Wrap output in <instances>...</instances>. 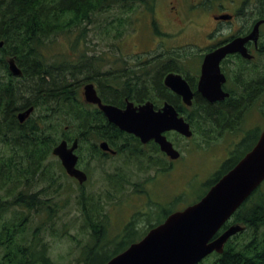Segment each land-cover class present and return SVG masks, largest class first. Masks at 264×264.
Instances as JSON below:
<instances>
[{
	"label": "trees",
	"instance_id": "trees-1",
	"mask_svg": "<svg viewBox=\"0 0 264 264\" xmlns=\"http://www.w3.org/2000/svg\"><path fill=\"white\" fill-rule=\"evenodd\" d=\"M155 3L156 0H0V41L4 43L0 47V264H69L55 262L47 240L48 234L60 236L56 225L61 204L55 198L60 186H64L59 173L64 174L65 170L60 162L57 167H61V171L55 170V163L49 159L61 140L71 143L78 139L81 163L86 159L83 153L87 157L104 156L97 146L102 141L132 159L145 158L146 163L151 162L149 153H142L138 137L122 131L108 121L97 105L86 102L81 92L85 82H96L103 102L124 107L126 99L135 103L151 100L159 107L166 100L193 126L197 123L198 116L194 113L197 100L191 106L194 111L188 112L170 95L163 82L166 73L178 71L173 58L171 63H163L162 58L156 57L155 64L149 60L138 61L137 65L124 61L119 70H100L98 61L104 59L92 55L88 60L92 65L98 63L99 69H94L95 76L80 79L75 71L78 67L62 60V54L54 51L55 37L69 36L76 29L79 36H85L86 25L98 14L115 8L136 12L141 7L153 13ZM239 12L250 14L251 22H256L264 18V0H244ZM122 19L119 17V22ZM154 24L158 34L168 35L159 32L158 24L155 21ZM10 57L16 58L22 76L10 72ZM151 68L155 72L153 75ZM31 106L34 112L21 123L18 113ZM167 135L174 143L175 138H184L175 131ZM149 148L157 163L158 158L162 160L156 142L150 143ZM89 149L94 155L87 153ZM234 164L226 162L208 182V189ZM119 177L117 173L114 178ZM46 184L56 186L55 192ZM81 188L79 204L92 238L99 242L105 239L106 215L101 212L99 198L92 193L86 194L84 186ZM261 190L264 188L259 187L253 198L244 202L221 229L238 223L245 226L244 230L228 240L223 253L214 252L199 264H264V194ZM157 224L159 222L150 223L148 229L140 233L135 229V222H129L125 227L127 233L140 236L108 255L100 264L107 263L140 240ZM61 235L66 234L62 231ZM89 261L87 257L84 264Z\"/></svg>",
	"mask_w": 264,
	"mask_h": 264
},
{
	"label": "rangeland",
	"instance_id": "rangeland-1",
	"mask_svg": "<svg viewBox=\"0 0 264 264\" xmlns=\"http://www.w3.org/2000/svg\"><path fill=\"white\" fill-rule=\"evenodd\" d=\"M243 2L244 0H213L210 3L207 0H156L153 13L144 7L136 12H122L115 8L94 16L86 25L85 36H79V30L76 29L69 36L55 37L54 51L62 54V60L76 65L77 75L80 79H85L86 76H95L94 69H99L98 63L101 65L100 70H119L125 64L124 61L137 65L138 61L146 62L153 56L161 58L162 53L168 55L173 47L186 41L195 43L193 35L196 29L211 28V14L218 11L239 12ZM119 17L123 18L121 22ZM201 20L205 21L204 25L200 23ZM154 21L158 24L159 32L167 33V36L156 32ZM92 55L104 60L92 65L88 60ZM152 71L153 75L154 69ZM88 82L97 86L95 81ZM85 83L81 87L82 94ZM253 111L257 113H254L253 121L262 122L259 110L254 108ZM202 127L204 126L195 123L193 138H175L174 145L179 148L182 156L178 160H172L171 168L166 172H159L156 167L149 168L142 161L126 155L123 158L87 157L83 153L86 159L81 165L90 169V179L86 183L80 184L65 171L66 175L59 173L60 182L64 184L60 186V192L55 198L61 204L56 225L59 230L57 235L60 236L47 235L50 255L55 262L84 264V259L89 257V264H100L108 255L140 236L127 233L125 227L129 222H135V229L141 233L148 229L150 223H161L167 214L183 209L204 195L213 173L220 168L217 161L219 154H223V146L206 145L210 138L205 140V137H201ZM49 161L55 163V170L61 171V167H57V162H60L57 156L53 155ZM117 173H120V177L116 180L114 177ZM81 186H84L86 194L92 193L99 198L101 212L106 215L105 239L101 238L99 242L92 238L91 228L85 222L86 215L79 204ZM48 187L55 192L56 186L49 184ZM260 187L264 188V184ZM62 231L66 235H61Z\"/></svg>",
	"mask_w": 264,
	"mask_h": 264
},
{
	"label": "water",
	"instance_id": "water-1",
	"mask_svg": "<svg viewBox=\"0 0 264 264\" xmlns=\"http://www.w3.org/2000/svg\"><path fill=\"white\" fill-rule=\"evenodd\" d=\"M219 18L230 19L231 16L224 14ZM262 23L264 20L257 21L246 37H236L206 56L199 88L209 100L215 101L228 95L221 87V81L225 78L220 73L219 61L227 53L238 51L246 57H252L245 47V42L258 40ZM3 45L0 41V47ZM8 63L13 75H23L15 57H10ZM164 83L179 94L186 104L192 105L194 93L180 73H168ZM83 94L86 102L97 105L109 122L122 131L135 135L143 143L154 140L173 160L178 159L181 152L165 133L175 131L188 138L193 135L190 122L168 101H165L162 107L156 108L151 100L136 104L126 99L125 106L120 107L103 102L93 82L85 83ZM34 110V106H31L19 112V121L23 123ZM100 146L103 150H111L107 141H102ZM78 147V139L71 143L63 139L53 149V155L60 159L69 176L84 184L88 175L77 166ZM263 182L264 130L257 145L198 201L170 213L142 239L130 244L105 264H199L214 252L223 253L228 240L242 232L245 227L235 223L226 226L222 231L221 229Z\"/></svg>",
	"mask_w": 264,
	"mask_h": 264
},
{
	"label": "flooded vegetation",
	"instance_id": "flooded-vegetation-1",
	"mask_svg": "<svg viewBox=\"0 0 264 264\" xmlns=\"http://www.w3.org/2000/svg\"><path fill=\"white\" fill-rule=\"evenodd\" d=\"M224 14L230 15L231 18H219ZM209 20L212 24L211 28L196 29L194 31L193 37L196 38L195 43L193 41H186L182 45L173 47L172 50L168 52V55L167 53H162L161 58L163 59V63H171L172 58L175 60L178 71L170 72L180 73L186 79L194 93L193 101L197 100L196 111L191 109L192 105L186 104L179 94L168 87L170 95L175 97L180 104H183L188 112L194 111L195 115L198 116V126H204L202 130H200L202 131L201 137H205V140L206 138H210L206 145L211 146L213 144H220L223 146V154H219L217 161V166H220V168L213 173V175H215L222 169L226 162L233 161L235 166L257 145L264 130V23L260 26L258 40H248L245 42V47L252 57H246L243 53L238 51L227 53L219 61L220 73L225 78L224 81H221V87L225 93H228L226 97L211 101L202 93L199 88V83L203 76V63L208 54L225 46L236 37H246L252 31L255 23L259 20H264V18L256 22H251V15L248 13L218 11V13L211 14ZM200 23L204 25L205 21L201 20ZM155 58L156 56H153L149 61L155 64ZM168 73L164 75L163 82ZM96 87L98 90V85ZM165 101L166 100H163L162 105ZM162 105L156 108H160ZM254 108L259 110L260 113L258 115H262V122L253 121L255 114H257L254 111L252 112ZM191 127L194 135L195 129L193 124H191ZM168 132L165 134L167 135ZM193 135L189 138H193ZM152 142L155 141L151 140L147 143L141 142L142 153H149L151 162L146 163L145 158L141 160L137 159V161H142L150 168L157 167L159 172L162 170H169L173 159L160 149L161 153L159 156L162 160L158 158L157 163L155 160L156 156H153L149 148ZM100 143L97 146L101 150L100 153H104V156H122L123 158V156L126 155L125 152L118 151L111 145H109L111 150H103ZM175 147L177 148L176 144ZM76 153L79 156L77 166L87 173L89 180L90 169L87 166L81 165L79 148ZM87 153L89 155H94L92 149H89ZM181 156L178 159H180ZM256 190L245 202L253 198V194ZM261 193L264 194V190H261ZM233 216L230 220L233 219Z\"/></svg>",
	"mask_w": 264,
	"mask_h": 264
}]
</instances>
